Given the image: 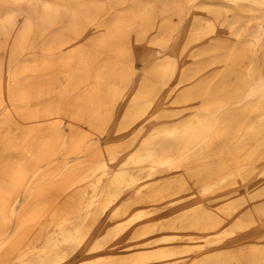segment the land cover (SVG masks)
Returning <instances> with one entry per match:
<instances>
[{
	"label": "bare ground",
	"instance_id": "1",
	"mask_svg": "<svg viewBox=\"0 0 264 264\" xmlns=\"http://www.w3.org/2000/svg\"><path fill=\"white\" fill-rule=\"evenodd\" d=\"M20 1L24 0H0V50L5 51V59L12 60L19 45L27 47L36 41L41 54L13 63L12 80L4 79L6 64L0 58V262L64 264L85 245L104 211L132 192L133 196L113 206L105 221L125 216L139 203H149L153 210L138 208L101 231L88 249L98 254L76 264H181L194 250L197 252L187 264H264L261 240L246 245L237 243L231 248H207L232 237L237 241V234L247 233L260 213L264 214V201L244 208L259 196L262 198L260 185L245 189L243 194L233 191L211 208L193 199L195 183L200 184L202 192L223 186L230 179L232 187L237 185V170L221 174L227 166L224 161L212 164L200 158L183 166L189 156L204 146L217 140L215 150H219L229 138L219 131L222 125L216 115L201 116L202 110L192 104L198 99V88L189 87L175 94L180 102H185L183 109L189 113L187 125H180L183 128L151 127L142 134V128L130 131L131 125L151 119L160 100L141 103L138 99L142 96L124 92L134 71L132 45L137 44L139 35L156 25L158 13L164 15L157 37L162 45H167L183 19L182 8L170 6L168 0H160V11L155 8V0H107L106 9L96 8L97 0H25L26 6ZM228 1L233 5H226V11L237 15L236 7L245 9V15L257 25L264 22V0ZM105 13L110 17L105 25L89 27L90 22ZM208 13L206 24L197 15L190 19L189 37L220 31L219 11L213 8ZM18 14L22 17L20 24ZM248 40L258 43L257 32ZM241 59L238 54L230 61L231 69L238 74ZM171 67L172 59L167 55L149 67L145 82L155 81L160 72L169 77ZM51 71L57 77H49ZM189 76H182L179 81ZM43 78L50 84L45 86L40 81ZM240 86L239 76L228 94L237 95ZM217 88L215 84L211 90ZM169 90L175 93L177 89ZM44 93L51 95L46 98ZM256 93L264 98V85L249 91ZM205 107L204 110L210 108ZM68 111L70 118L66 122ZM260 113L263 118L264 111ZM84 115L88 130L77 128ZM223 119L230 123L232 116L224 113ZM181 129L182 134L177 131ZM263 129L264 118L235 150L251 146L246 159H252V154L258 157L264 140L257 136ZM108 130L111 135L104 145L96 146L89 155L91 160H80L79 156L95 146ZM138 145L141 149L128 159L122 158L119 151L124 146L135 150ZM174 151L176 157L172 155ZM147 166L152 167L149 172ZM143 171L148 177L137 183V173ZM169 171L173 174L169 175ZM191 178L195 183H191ZM183 192L192 199L186 209L171 218L139 222L150 212L166 213L168 208L161 206L163 201L169 198L167 204H174L178 197H172ZM234 212L238 214L222 228ZM163 229L181 233L152 236ZM190 229L206 232L207 236L185 247L173 243ZM125 233H129L128 242L117 247L114 240ZM111 241L114 243L109 244ZM156 243L159 244L154 246ZM108 244L110 251L100 253ZM38 245L41 247L36 248ZM138 245L142 248L112 252Z\"/></svg>",
	"mask_w": 264,
	"mask_h": 264
},
{
	"label": "rangeland",
	"instance_id": "2",
	"mask_svg": "<svg viewBox=\"0 0 264 264\" xmlns=\"http://www.w3.org/2000/svg\"><path fill=\"white\" fill-rule=\"evenodd\" d=\"M168 1L170 6L174 5V7L182 8L183 18L178 23L176 29L171 33L168 44L165 46L162 45V42L159 41L160 37H157V33L161 25L160 22L163 21L164 15L158 13L156 25L150 29L148 33L139 35L137 37V44L132 45V53L135 56L134 71L132 74V80L125 88L124 92L126 94H131L132 96H142V98L138 99V101L141 103L155 99L160 100L159 105H157L154 109L155 113L150 115L151 119H149L148 122H143L142 120L134 125H131L130 131L133 129L137 130L138 128H142V134L151 127L171 129L175 126L187 125L185 120L189 117V113L187 109H183L185 102H180L175 94L181 93L183 89L185 90L189 87H193L194 89L198 88V99L192 104H195L199 110H202L200 113L201 116H205L207 114L216 115L217 118L220 119V125H222L219 131L222 132V134L229 136V138L223 145H221L219 150H215V146L219 143L217 140L210 145L204 146L198 152H195L193 155L189 156V162H186V164L183 166L185 167L187 163L193 162L200 158L206 160L207 162H211L212 164H216L219 161H224L227 166L225 167V170H222L223 172L221 171V174H225L231 169L237 170V185L232 187L230 185V179L227 180V183L223 186L213 187V189L202 192L200 184L195 183L196 180L191 178V183H195L193 186V199H199L204 203L205 206L211 208L218 201L229 197L233 191L243 194L246 191L245 189L254 188L260 185L259 188L263 193V196L261 194L262 198L259 196L257 199L250 201L244 206V208L251 207L253 204L258 202L260 203L262 200L264 201V148L258 157L254 158V154H252V159L249 160L246 159V156L252 150L251 146L244 147L238 152L235 149L236 147L242 146L243 139L250 136L252 128L262 122L264 118L261 117L260 113L261 110L264 111V98L260 95V93L249 94L250 90L260 88L264 85V22L262 25H257L254 19H249L247 17L248 14L247 16L245 15L247 12L245 9L236 7L238 11L237 15L230 11H226V5H233V2L228 0ZM19 3L22 6H26L27 4L25 0L20 1ZM42 5L43 3H40L39 7ZM154 5L155 8L160 11L161 7H163V2L160 0H155ZM107 7V0H97L96 8L106 9ZM213 8L219 11L220 31L218 33L212 31L201 32L194 39L189 37L190 33L188 28L190 26V19L197 15L200 16L201 20L203 19L202 22L206 24L205 17H207V14H209L208 10ZM16 19L20 24L22 21L21 15L18 14ZM109 19V14L105 13L100 19L90 22V26H88L102 27L106 22H108ZM94 30H97V27ZM254 31L257 32L258 43H249L248 39L252 36ZM37 43L38 42L34 41V44H31L27 47L24 44L19 45L18 54L12 60L5 59V51L0 50V58L6 64L4 67V79L12 80L11 74L14 68L13 63H19L31 55L41 54V49L37 46ZM238 54L242 56V59L239 60L241 68L240 74H238L239 72L237 70L231 69L230 64L231 59L234 58V56H238ZM167 55H169L172 59V69L170 76L166 77L163 72H160L155 81L146 83L144 75L148 71L149 67L152 64L161 62L167 57ZM48 75L49 77H57L55 71L49 72ZM185 75L190 76L187 78V80L182 81V83L179 81V79ZM19 76L21 75H18V77ZM239 76L241 85L240 91L237 93V95L231 97L227 90L231 89L233 85L238 83ZM40 81L43 82L45 86L50 84L45 83V78ZM162 82L164 83L163 85ZM215 84L218 85L217 90H211L212 86H215ZM170 87L177 89L175 93L170 92ZM46 95L49 96L51 93L43 94V96L47 98ZM189 101L192 102L193 100ZM206 105L210 107L208 110H204ZM224 113L232 116L230 123L225 122L226 120L223 119ZM67 114L68 115L64 116V120L66 122L70 118V111H68ZM125 118L126 116L124 115L121 120L122 123L123 119L125 120ZM86 120L87 116L84 115L83 118L77 123V128L80 130H88L89 125ZM180 127L183 128L182 126ZM231 127L239 130H234V132L231 130ZM109 128H111V126ZM177 131L180 134L183 133L182 129ZM109 135H111V133L108 130V132L102 136L103 138H99L98 143L95 146L87 149L82 155L79 156L80 160H84L86 158L89 161L91 158L89 155L91 156V154L95 152L97 148L96 146L104 145L108 140ZM257 137L261 140H264V129ZM96 139H98V137H96ZM138 149H141L140 145H138L135 150H131V148L124 146L123 149L119 151V153L122 155V158L128 159L130 155H132V153L134 151L136 152ZM175 151L172 153L173 157H176L177 155ZM109 167L112 169L111 165ZM151 169L152 167L147 166L148 172ZM145 173L146 171L137 173V183H141L147 179L148 175ZM156 173L157 171L151 173V175ZM168 174L172 175L173 171H169ZM188 194L189 193L187 192H183L175 195L172 198L176 197L177 199L178 197L177 202L171 205L167 204L166 201L169 198H166L161 206L167 207L169 211L167 210V212L164 214L150 212L148 216L144 217L139 222L158 220L160 218L162 219L163 217L171 218L177 215L179 212L186 209L191 203L192 199L189 198ZM127 196H133V193L131 192L124 195L120 200L104 211V213L98 218L95 225L93 226L87 241L85 242V245L76 251L73 257L67 260L64 264H76L77 262L90 256L97 255L98 253L96 252H88V249L94 241V238L107 230L108 227H110L116 221L136 212L138 208H144L146 211H151L154 208V206L149 203H139L132 206L125 216L105 221V216L113 208V206L121 203V201ZM262 204L264 205V202H262ZM237 214L238 212H234V214L229 217L221 227L225 228L226 223ZM257 219V222L253 224L247 233L237 234V241L234 237H232L226 240L224 243L218 245H208L207 248H231L237 243L246 245L259 240L264 241V214L260 213V216ZM49 228L52 227L50 226ZM179 232L181 233L179 230L163 229L156 232L152 236ZM206 236V232L200 231L198 229H190L189 231L185 232L184 235L176 237L173 243L179 245V247H185V244L192 243L195 240H198L200 237ZM128 237L129 233L121 234L117 239L114 240V242L117 243L116 246L120 247L121 245L126 244L128 242ZM114 242L111 241L109 244ZM109 244L100 253H106L110 251V248L108 247ZM158 244L159 243H156L154 246ZM40 247L41 246L38 245L36 248ZM135 248H142V245L135 246L131 249L115 248L112 250V252L125 253ZM196 252L197 250H194L190 256L184 260V262L180 263L187 264L190 257L196 254ZM0 264H2V262H0Z\"/></svg>",
	"mask_w": 264,
	"mask_h": 264
}]
</instances>
